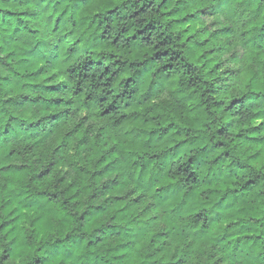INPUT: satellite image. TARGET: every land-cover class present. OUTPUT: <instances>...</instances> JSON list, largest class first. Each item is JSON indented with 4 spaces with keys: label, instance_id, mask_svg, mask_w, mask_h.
<instances>
[{
    "label": "clouds",
    "instance_id": "9594fccd",
    "mask_svg": "<svg viewBox=\"0 0 264 264\" xmlns=\"http://www.w3.org/2000/svg\"><path fill=\"white\" fill-rule=\"evenodd\" d=\"M0 264H264V0H0Z\"/></svg>",
    "mask_w": 264,
    "mask_h": 264
}]
</instances>
